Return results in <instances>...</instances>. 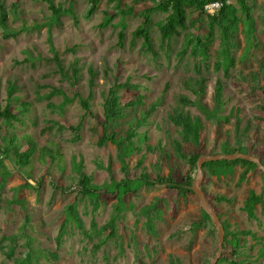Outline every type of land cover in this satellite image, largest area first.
Segmentation results:
<instances>
[{
	"label": "rangeland",
	"instance_id": "374dc122",
	"mask_svg": "<svg viewBox=\"0 0 264 264\" xmlns=\"http://www.w3.org/2000/svg\"><path fill=\"white\" fill-rule=\"evenodd\" d=\"M1 1L6 7L16 3L22 15L19 18L13 12L8 14L9 28L21 29L15 38H3L0 30V103L4 105L6 102L8 81H14L19 86L14 94L19 102L12 101L11 105L12 110L18 113L19 120L12 122L11 127L1 129L0 136L5 135L8 140L14 134L21 150L27 148L24 137L29 136L37 143V151L30 167L26 168L31 174L27 180L30 187L19 190L18 187L26 182L25 175L14 171L0 190V239L16 238L14 242H3L5 251L14 244L16 246L10 259L0 250V264H14V259L21 257L28 248L35 251L55 250V238L67 216L69 205L75 206V212L82 219L88 236H84L72 224L69 225L63 244L58 250L60 257L57 262L60 264H201L207 259L211 261L217 250V231L211 222L201 221V207L193 193L178 196L175 191L164 187L142 185L135 194L125 197L128 201L117 220L116 235L103 243L107 232L100 230L113 215L116 198L102 189L97 208L94 209L88 199L79 200L80 194H77L76 186L72 185L65 190L70 177L74 175V162L81 164L84 175L91 176V184L101 187L109 183L110 176L116 181L123 179V166H126L131 178L137 177L142 171L151 177L156 174L167 176L172 171L177 177L184 175L187 166L183 159L176 156L173 148V140L180 141L179 129L169 121L168 115L177 105L178 95H185L191 100L196 98L183 86V81L196 76L198 58L191 56L190 46L179 57L185 36L195 33L196 28L181 32L171 41L170 47L166 43L161 47L158 28L152 27L151 37L157 53L154 56L141 47V40H131L132 31L142 21L140 12L152 6L151 0H121L120 8L132 7L133 13L124 18L115 16L106 27L101 26L104 12L107 11L110 15L114 13V2L107 0H101L96 12L89 19L83 16L87 9V0H53L55 5L62 7H67L72 1L78 22L75 24L71 18L63 16L60 25L51 27L45 24L49 12L47 4L42 0ZM251 13L255 26L251 49L245 53L246 26L241 22L230 50L234 63L229 76H224L223 68L216 72L213 66L218 58L221 62L227 60L218 55V39H215L210 49L207 70L203 64L199 67L198 72L207 78L202 101L209 108L214 106L212 96L215 80L223 81L225 105L219 113L222 116L220 125L213 127L194 107L187 106L184 110L202 117V155L225 154L222 146L226 142L230 147L227 151L240 145L239 152H250L264 163V111L260 109V106H264V71L260 70V65L264 63V0H253ZM164 15L152 12L151 21L156 22ZM120 19L125 23L122 46L117 45ZM49 36L64 68L68 70L69 64L77 58L81 71L75 88L54 72L55 65L49 60ZM88 66L97 71L89 111L80 106L78 98L62 105L64 97L72 98L75 91L86 99ZM113 77L117 78L118 83L127 81L129 85H133L132 88H115L121 104L138 97L142 103L135 109L125 110L126 116L118 120L113 128L117 137L125 134L127 120L139 117L140 110H146L150 104L162 98V105L149 116L147 124L138 129L139 133L145 132L147 136L140 144L141 150L123 157L122 160L117 158L114 144L107 143L102 147L96 145L97 138L101 135L102 104L107 93L105 83L107 78L111 80ZM246 78L249 84L257 82L254 92L249 89ZM21 102L30 103L27 112H21ZM49 104L52 105L48 106ZM227 115L229 120L224 121ZM235 115L240 119L238 125ZM78 123L81 125L80 139L73 141V131L69 126ZM60 125L62 128H59ZM49 127V130L42 131ZM95 127L97 132L94 131ZM146 145L159 146L160 150L148 152ZM46 146L59 149L62 154V168L58 167L56 161L50 162L47 157L41 158L40 149ZM192 149L191 144L182 143L184 154ZM141 156L142 164L137 168ZM1 157L3 155L0 152ZM216 162L218 163L206 164L203 168L201 187L206 192L207 201L220 215V222L228 223L229 230L248 232L239 235L242 239L241 246L244 244L239 255H232L229 244L223 248L221 255L241 264H264V255H261V246L264 244V204L255 207L257 218L254 220L248 219L241 209L249 190L261 192L264 179L258 171L250 170L246 179L238 186L240 168L237 166L233 175L225 174V164L221 160ZM209 165L220 175L219 178L217 175L214 177L208 174ZM219 194L230 197L231 203L214 202L212 197ZM13 199L23 202L10 204ZM147 205H151L149 216L155 225V236L145 226L146 213L142 209ZM155 209L160 211L159 218H155ZM26 215L30 220L28 227L23 228ZM23 232L28 234L29 239L18 237ZM96 245H100L97 250ZM39 264L46 263L40 260Z\"/></svg>",
	"mask_w": 264,
	"mask_h": 264
},
{
	"label": "trees",
	"instance_id": "16d2710c",
	"mask_svg": "<svg viewBox=\"0 0 264 264\" xmlns=\"http://www.w3.org/2000/svg\"><path fill=\"white\" fill-rule=\"evenodd\" d=\"M47 4V10L49 15L47 16L46 25L49 27L53 25H60V19L63 16H68L73 20L75 24H77V15L73 8V2L70 1L67 7H62L61 5H55L53 0H42ZM110 3L114 2L113 8L114 13L110 15L107 11L104 12V18L101 23L102 27H106L111 24L112 19L120 15L124 18L126 15H130L133 13L132 7H126L125 9L120 8V1L121 0H107ZM152 1V6L143 9L140 12V17L142 18L141 23L132 31L131 33V40L132 42L136 39L141 40V47L147 52L152 53L154 56L157 53L153 47V41L151 37V29L152 27H157L159 32V39L161 41L160 46L162 47L163 43L167 44V47H170L171 41L178 37L181 32L187 31L189 28H196L195 33L187 34L185 36L184 46L179 52V57L181 58L185 53L186 49L190 46V54L192 57L198 58V65L196 67V76L190 77L183 81V86L189 90L193 95H195V99L191 100L189 97L185 95H178L176 98L177 105L173 108L172 112L169 113L168 119L169 121L177 127L178 133L180 135L179 140H173V148L174 152L177 157L184 160L187 169L181 177H177L173 174V171L168 173L167 176H161L156 174L154 177H151L145 171L140 172L137 177H129L128 170L126 166L121 168L122 172L124 173V178L116 181L110 176L109 183L104 184V186H96L91 184V176L84 175L81 172V164L75 163L73 165V173L74 175L70 177L68 187L65 190H68L73 186L77 187V194H80L79 200L82 201L84 199H88L90 203L93 204L94 209L97 208L98 205V198L102 189L106 193L113 195L116 198V204L114 205V213L109 219L108 223H106L101 232H107L104 236L102 242H106V240H110L115 237L116 235V223L117 220L120 218L121 212L126 208V200L125 197L130 194H135L137 189L142 185L146 187H164L168 190L175 191L178 196H185L186 193H192L190 186L194 179V174L196 172V160L197 158L202 155L200 151V138H201V131L204 129L202 117L197 114H191L189 111L184 110V107L190 106L198 109L200 114L203 116L204 119L211 122L213 127H218L222 120V116L219 114L222 112L223 106L225 105V101H223V90L224 84L221 79H216L214 86H213V103L214 106L209 108L203 101V97L205 95L206 90V81L207 78L200 74L199 67L203 64L204 68L207 70L208 68V60L210 58V49L213 45L215 39H218V44L220 47V51L218 55H222V57L227 58L226 62L222 61L221 59H217L214 66L215 71H219L221 68L224 70V76L228 77L230 74V68L234 63L233 58L230 56V50L234 45L233 40L237 37L238 34V26L242 22L246 26V30L244 31L245 39L247 42V48L245 53H247L252 46V42L254 40V18L251 13V4L253 0H161L159 2ZM227 1H232L231 3ZM101 0H87V9L84 12V18L89 19L97 10V6ZM212 2H219L221 3V7L219 11L214 14L210 15L205 12L204 6L206 4ZM13 12L12 14L15 17H21L22 11L17 8L16 3H11L9 7H6L4 2L0 0V30L1 35L5 39L15 38L21 29H13L9 28L8 26V14ZM152 12H159L165 14L163 18L156 22L151 21V13ZM13 15V16H14ZM120 30L118 31V41L117 45L122 46V42L125 37L124 29L125 23L122 19L119 20ZM49 41V51L51 53V60L55 65L54 72L58 73L62 79L68 80L69 84L72 88H75L76 84L80 79V71L81 67L78 63L77 58H75L70 64L69 69L67 70L64 68L61 58L59 57L58 51L53 46L51 42V37L48 38ZM75 51V48L72 49ZM70 70V71H69ZM260 70L264 71V63L260 65ZM70 73V74H69ZM87 87H88V95L86 99H83L79 92L75 91L72 98L64 97L63 104H67L74 100V98H78V102L80 106L85 110L89 111V101L92 99L93 96V87L96 85L95 78L97 75V71L93 69L91 66L87 67ZM242 76V74H240ZM248 83L247 78L245 79ZM249 89L253 92L257 88V82L254 84L253 82L249 84ZM106 96L104 98L102 108H103V121L100 123L101 127V135L98 136L96 145L98 147H102L107 143H112L115 145L117 150V158L122 160L123 157H126L129 154H132L136 151L141 150V145L145 139H147L145 132H138V129L141 126L147 124L149 116L159 107L162 105V98H159L157 102L150 104L146 110H140L139 117L131 118L127 120V129L124 135L117 137V132L113 130L116 126L118 120L123 119L126 114L125 110L135 109L137 106H140L141 100L140 97L138 99L130 100L125 104H121L120 97L118 95L117 90L115 89L117 86H126L132 88L133 85H129L126 82L118 83L117 78L113 77L111 80L106 79ZM137 86V85H136ZM134 86V87H136ZM19 86L14 83V81L7 82V98L4 105L0 103V130L4 127L9 128L12 126V122L18 121V113L13 111L11 108L12 101L15 103L19 102L18 97L14 94L19 90ZM22 110L21 112H27L28 107L30 105L29 102H21ZM161 104V105H160ZM49 104L48 106H51ZM60 107V106H59ZM61 108V107H60ZM260 109L264 111V106H260ZM232 110H230L231 114ZM236 112H238V109ZM22 114V113H21ZM235 115V117H236ZM229 120V115L225 116L224 121ZM236 125L239 124L240 119L236 117ZM56 124V123H55ZM80 123L76 124L75 126H69V129L73 131V141H78L80 139L79 130H80ZM59 128H62L60 125ZM112 128V129H111ZM49 128H44L42 131H47ZM96 127L94 128V131ZM238 131V130H237ZM97 132V130L95 131ZM244 132V131H243ZM26 141L27 148L25 150H21L20 146L16 143V137L14 134H11L6 139L5 135L0 136L1 140V147L0 152L3 157L0 158V190L2 189L3 185L6 183L7 179L11 177L13 172L24 174L25 183L20 185L18 189H22L23 187H30L27 180L30 179L31 174L26 169L30 167V163L33 160L34 154L37 151V143L35 140L29 136L24 137ZM182 143H189L193 146V149L188 153L184 154L182 151ZM159 146H148L146 145V150L148 152H154L158 150ZM229 145L224 142L222 149H224L225 154L230 153H237L240 151L241 146H236L235 148H231L228 150ZM253 150V148H250ZM160 150V149H159ZM252 152V151H251ZM247 154L250 152H246ZM214 154V153H212ZM41 158L47 157L49 158L50 162H57L56 164L58 167H63L61 165L62 161V154L58 148L54 146L51 147H42L40 149ZM143 156L140 157L139 161L137 162L136 167L139 168L142 164ZM219 161V160H217ZM262 163L263 161L260 160ZM225 165V174L229 173L233 175L236 171V167L238 166V182L237 185L246 179L249 171H258L261 177L264 179V173L260 171L257 166L247 160L244 159H235V160H221ZM218 163L216 161L204 163L202 168L206 164H214ZM10 164V165H7ZM264 164V163H263ZM13 168L10 169L9 168ZM208 174L210 176H216L217 172L209 165ZM157 169H159L157 167ZM219 178V174L217 175ZM39 184V182H36ZM205 196L206 192L204 188H202ZM264 195V182L263 187L260 193H255L253 190H249L248 194L243 202V206L241 209L246 213V216L250 220L256 219L255 214V207L257 205L264 204L263 200ZM212 200L216 203H231V198L226 197L222 194L215 195L212 197ZM23 200L13 199L10 204L17 203L21 204ZM129 204V203H128ZM210 204V203H209ZM130 206V205H129ZM151 205H147L143 207V211L146 213V221L145 226L147 231L150 232L152 236H155V225L151 217L149 216V209ZM213 208V207H212ZM156 215L155 218H159L160 211L155 209ZM202 212V222L207 221L210 223L209 217L205 212ZM67 216L62 221L57 236L55 238V250H43L39 249L37 251L28 248L21 257L14 259V264H33V262L39 264L40 260H43V263L46 264H60L57 261L59 260L58 250L61 248L63 244V238L67 234V229L69 225H73L79 232H82L84 236H88L87 232L84 230V224L82 219L79 215L75 212V206L69 205L67 207ZM264 214V210H263ZM219 219L220 215L217 213ZM29 216L26 215L24 218V225L23 228L26 226L28 227L29 224ZM221 224L224 228V237H223V248L228 246L231 247V253L233 256H237L240 254V249L243 247L241 246V237L239 235L248 234L247 231L237 232L231 231L228 228V223L226 221H221ZM212 225V224H211ZM92 227H94L92 225ZM213 228V226H212ZM213 230V229H212ZM214 232V231H213ZM18 237H26L29 239L28 234L23 232L18 235ZM5 240L14 242L16 240L12 237H3L0 239V250L5 254V256L10 259L13 257L15 244L12 247H9L7 251H5V247L3 242ZM262 240V239H260ZM258 240V242L260 241ZM264 240V239H263ZM263 242V241H260ZM100 245H96L95 249L99 248ZM264 244L261 246V255H264ZM210 259L205 260L201 264H209ZM216 264H241L240 262L236 261L235 259L228 260L225 256L221 255L219 260ZM247 264H252L248 262Z\"/></svg>",
	"mask_w": 264,
	"mask_h": 264
},
{
	"label": "water",
	"instance_id": "95a60500",
	"mask_svg": "<svg viewBox=\"0 0 264 264\" xmlns=\"http://www.w3.org/2000/svg\"><path fill=\"white\" fill-rule=\"evenodd\" d=\"M235 159H244L254 163L257 168L264 173V164L260 161L259 158L252 154H244L241 152L230 153V154H210V155H200L196 160V174L191 183L190 189L195 197L198 199L201 210L207 214L211 224L216 228L217 231V250L209 262V264H216L219 258L221 257L223 250V237H224V228L220 222V219L215 212V210L211 207L205 193L201 187V182L203 179V164L207 162H213L217 160H235Z\"/></svg>",
	"mask_w": 264,
	"mask_h": 264
},
{
	"label": "built area",
	"instance_id": "2783aa9c",
	"mask_svg": "<svg viewBox=\"0 0 264 264\" xmlns=\"http://www.w3.org/2000/svg\"><path fill=\"white\" fill-rule=\"evenodd\" d=\"M159 1H161V0H155V2H159ZM227 2L229 3L230 1H227ZM220 7H221V3L212 2V3L206 4L204 6V9H205L206 13H208L210 15H214L219 11Z\"/></svg>",
	"mask_w": 264,
	"mask_h": 264
}]
</instances>
